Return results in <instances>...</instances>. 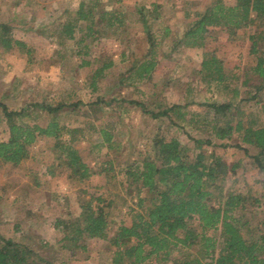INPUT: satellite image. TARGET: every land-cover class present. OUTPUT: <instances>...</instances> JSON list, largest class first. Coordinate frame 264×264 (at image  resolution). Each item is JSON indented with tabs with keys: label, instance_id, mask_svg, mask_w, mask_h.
<instances>
[{
	"label": "trees",
	"instance_id": "16d2710c",
	"mask_svg": "<svg viewBox=\"0 0 264 264\" xmlns=\"http://www.w3.org/2000/svg\"><path fill=\"white\" fill-rule=\"evenodd\" d=\"M140 1L130 9H123L122 0H78L75 14L67 16V23L47 26L43 22L37 33H44L52 43L72 39L70 48L79 59L78 67L101 64L87 77V88L94 92L113 62L105 56L95 58L96 63L83 58L89 51L85 40L94 36V41L100 44L106 35L129 37L130 26L138 23L146 34L147 53L128 61L126 74L118 75L117 79L119 85L124 83L129 72L137 74L138 80L149 79L157 66L154 57L158 37L152 23L162 18V6ZM17 4V0L8 3ZM185 19L181 36L184 43L204 51L197 70L199 82L208 88L221 86L230 92L229 96L221 101L203 99L197 105L200 110L189 109V102L169 106L160 103L153 112L147 110L144 102L128 98L119 101L139 105L152 117H165L169 127L182 130L192 145L170 135L168 130L158 129L159 134L155 133L150 148L137 154L133 150V157L126 158L118 169L111 157L93 166L86 162L87 153L72 143L85 138V131L89 135L94 132L99 134L100 141L91 146L90 153L97 147V152L105 148L107 152L117 151L121 155L119 142L114 138V122L109 120L98 129L92 123L87 127L84 122L68 128L53 119L62 109L78 107L83 103L80 100L50 104L43 99H29L19 109H10L0 101V121L7 132L6 140H0V162L7 168L16 167L27 159L38 137L54 138L50 162L42 174H52L58 166L65 167L80 210L75 216L64 213L55 216L59 246L68 250L69 257L86 251L87 242L95 240L102 241L109 252L106 262L100 260L96 264H264V208L260 209L264 194L260 197L234 189L228 174L235 171L238 162L227 163L211 142L212 137L225 140L234 133L239 135L240 143L234 146L244 153L257 150L249 157L264 178V0H215L193 17L185 14ZM79 22L83 27L79 28ZM216 27L229 39L247 40V53L253 58L244 74L251 71L260 79L259 85L250 86L248 76L229 70L216 52L205 51L207 39L212 36L210 29ZM76 28L82 33L77 39ZM12 30L10 23L0 20V47L4 51L16 47L29 55V45L14 38ZM169 31L166 26L162 38ZM240 92L246 96L241 98ZM113 97L106 100L102 96L93 103L111 114L118 110L110 107L116 100ZM249 101H254L253 108L260 109V113L247 116L240 103ZM43 113L53 118L40 125L35 120ZM184 122L190 130H185ZM65 130L69 139L61 140ZM207 145L213 147L208 152L203 150ZM224 146L226 144H222ZM94 175H103L105 184L92 185ZM34 182L38 186L40 180L36 177ZM116 199L123 201V213L129 220H121L115 226L106 211ZM14 227L15 232L21 230L18 224ZM31 251V246L22 243L16 233L7 237L0 232V264H54L49 260L35 261L30 257Z\"/></svg>",
	"mask_w": 264,
	"mask_h": 264
},
{
	"label": "rangeland",
	"instance_id": "374dc122",
	"mask_svg": "<svg viewBox=\"0 0 264 264\" xmlns=\"http://www.w3.org/2000/svg\"><path fill=\"white\" fill-rule=\"evenodd\" d=\"M17 1V5L11 6L8 5L10 0H0V20L13 26L14 38L26 42L31 53L28 55L16 47L4 51L0 47V101L10 109L21 108L29 99H43L50 104L60 100L68 103L79 100L83 102L76 108L62 109L54 115V118L50 114H38L35 121L40 125L47 124L51 118L68 128L81 126L84 122L85 126L88 127V124L92 123L98 129L109 120L114 122V138L119 142L121 155H118L117 151V153L107 152L105 148L97 152V147L90 153L91 146L100 141L98 133L93 132L89 135V132L85 131L83 134L85 138L73 141L72 144L77 149L87 153L85 159L90 165H100L102 161L111 157L114 167L118 169L121 164H125L126 158L133 157V150L136 154L138 151L144 153L148 150L155 133L159 134L158 129L168 130L170 135L192 145L182 130L174 126L169 127L165 117H152L139 105L121 103L120 98L144 102L147 110L156 112L157 104L160 103L169 106L189 102V109L200 110V106L197 105L203 99L221 101L230 94L221 86L208 88L202 81L199 82L197 70L204 51L201 48L189 47L181 37L186 25L185 14L188 18L193 17V14L203 12L215 0H146L162 6V18L155 19L152 23V30H157L158 37L154 57L157 66L151 72L149 79L138 80L137 74L133 72L125 75V82L120 83L121 86L117 79L118 75L127 72L128 61L136 57L141 58L147 53L148 42L140 24L135 23L130 26L129 37L120 35L116 38L106 35L100 44L94 41V36L86 39L85 43L88 44L89 51L87 55L82 56L83 58L96 63L95 58L105 56L113 62L109 73L99 79L98 89L94 92H90L87 88V77L101 64H93L91 68L78 67L79 59L73 55L70 48L74 42L72 39H66L65 43H52L44 33H37L39 24L43 22L47 26L53 23L62 26L67 23V16L75 14L78 0ZM135 3L140 4L141 1L122 0L121 2L123 9H130ZM12 16L13 19L10 20ZM78 26L83 27L80 22ZM166 26L170 31L162 38ZM48 31L49 28L45 30L46 33ZM81 34L76 28L75 38L82 37ZM210 34L212 36L207 39L205 51L216 52L229 70L248 76L250 86L259 85L260 79L251 71L244 74L253 58L247 53V40L229 39L219 27L211 28ZM233 84L238 86L240 83L233 82ZM263 94L264 92L262 93L264 99ZM102 96L106 100L114 96L117 101H113L110 107H116L118 110L110 114L108 109H101L99 105L93 103ZM245 96L244 92H240L241 98ZM253 103L254 101L240 103V107L248 117L260 113V109L253 108ZM183 125L185 130L191 129L185 122ZM6 138V126L0 121V140ZM60 139H69L67 130L63 131ZM54 142L52 137L40 136L32 145L29 157L20 165L7 168L0 162V232L7 237L16 233L22 243L31 246L33 251L30 257L35 261L49 260L54 264H96L100 260L106 262L109 252L102 241L89 240L88 249L73 257H69L67 249L59 246V235L54 227L55 216L63 213L75 216L80 210L65 167L58 166L54 168L52 174H42L47 162H50ZM211 142L215 146L214 150L222 152L227 163L232 165L238 162L235 171L228 174L233 188L262 197L264 178L249 157L257 150L251 149L249 153H244L235 147L236 143H240V136L236 133L225 140L212 137ZM222 144L226 146L222 147ZM212 145L204 146L203 150L210 151ZM36 177L40 180L38 186L34 182ZM105 181L103 175H94L90 182L92 185H103ZM122 202L116 199L106 211L107 217L113 220L115 226L121 220L124 222L129 220L123 213L125 207ZM263 208L264 204L260 209ZM14 224L20 227L19 232H15ZM96 253L100 255L95 256Z\"/></svg>",
	"mask_w": 264,
	"mask_h": 264
},
{
	"label": "crops",
	"instance_id": "0c3cea01",
	"mask_svg": "<svg viewBox=\"0 0 264 264\" xmlns=\"http://www.w3.org/2000/svg\"><path fill=\"white\" fill-rule=\"evenodd\" d=\"M13 19V16H12V18H10V20H12Z\"/></svg>",
	"mask_w": 264,
	"mask_h": 264
}]
</instances>
